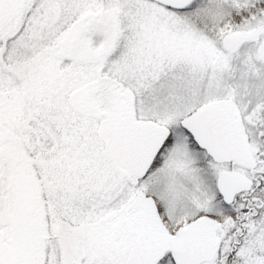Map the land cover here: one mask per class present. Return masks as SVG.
<instances>
[{
	"label": "snow or ice",
	"instance_id": "snow-or-ice-1",
	"mask_svg": "<svg viewBox=\"0 0 264 264\" xmlns=\"http://www.w3.org/2000/svg\"><path fill=\"white\" fill-rule=\"evenodd\" d=\"M0 264H264V0H0Z\"/></svg>",
	"mask_w": 264,
	"mask_h": 264
}]
</instances>
